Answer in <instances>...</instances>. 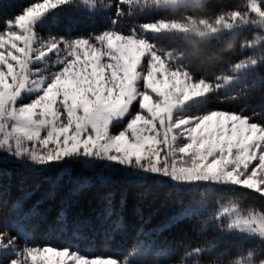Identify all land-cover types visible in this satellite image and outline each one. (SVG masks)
Wrapping results in <instances>:
<instances>
[{"label": "snow or ice", "instance_id": "obj_1", "mask_svg": "<svg viewBox=\"0 0 264 264\" xmlns=\"http://www.w3.org/2000/svg\"><path fill=\"white\" fill-rule=\"evenodd\" d=\"M81 7L87 18L100 9L115 12L99 31L41 36L38 29L58 25L65 9ZM137 11H144L139 0H27L0 18V164L14 162L30 172L39 181L35 191L43 188L49 196L63 182L72 185L73 194L99 182L241 188L264 199V105L204 107L229 86H237L233 100L244 97L264 52L250 56L251 63L235 62L230 84L223 78L195 81L171 66L150 34L168 29V23L119 27ZM227 15L234 21L229 28H251L264 49V0H239ZM78 166L89 174L77 173ZM114 197L103 194L94 209L105 239L111 217L121 226L125 201L121 198L118 211ZM19 207V201L13 204ZM227 227L264 242V209L248 208L245 218ZM78 239L73 233L63 246L21 244L20 235L6 226L0 230V264H133L129 257L136 249L89 254L73 246ZM227 264H264V255L254 259L249 251Z\"/></svg>", "mask_w": 264, "mask_h": 264}, {"label": "trees", "instance_id": "obj_2", "mask_svg": "<svg viewBox=\"0 0 264 264\" xmlns=\"http://www.w3.org/2000/svg\"><path fill=\"white\" fill-rule=\"evenodd\" d=\"M25 2L0 0V18ZM238 2L201 0L197 5L154 7L146 1L139 3L144 9L142 13L137 11L131 18L125 17L119 27L126 31L129 24L151 21L159 24L163 20L169 28L150 34L164 52L172 58L179 57L166 59L172 66L185 70L195 81L223 78L225 84H230L235 62L245 59L251 63L250 56L264 52L258 46L262 37L254 36L251 28L227 26L234 23L227 15L228 9ZM114 12V8L100 9L87 18L89 14L82 7L65 9L58 25L38 30L42 37L83 35L101 30ZM221 16L226 19L220 21ZM172 24L179 27L172 28ZM242 44L250 49H241ZM247 83L249 89L244 97L233 100L237 86H229L210 97L204 107L259 110L264 105V64L257 67L255 77H249ZM0 169L7 173L0 175V230L8 226L13 234L20 235L21 244L48 241L63 246L76 233L79 239L73 246L81 252L124 253L136 249V254L129 257L133 264H227L247 256L249 251L253 252L254 259L264 255V242L260 239L233 232L227 227L226 218L213 217L221 205H235L245 212L248 208L264 209V199L249 190L211 185H101L95 182L91 188L73 194L69 191L72 185L63 182L55 195L49 196L43 188L35 191L37 178L18 169L14 162L0 164ZM86 171L76 167L77 173L87 175ZM58 173L56 170L48 175ZM28 192L33 194L22 199ZM107 192L115 193L118 211L121 198L125 203L118 221L121 226H115L117 216L111 217L105 225L111 226L110 235L105 239L99 221L95 220L94 209ZM18 201L20 207L14 209L13 204ZM61 215L63 219H59ZM197 247L206 251L196 254Z\"/></svg>", "mask_w": 264, "mask_h": 264}, {"label": "rangeland", "instance_id": "obj_3", "mask_svg": "<svg viewBox=\"0 0 264 264\" xmlns=\"http://www.w3.org/2000/svg\"><path fill=\"white\" fill-rule=\"evenodd\" d=\"M146 1L149 2L154 7L175 6V5H178V4H185V3H190L192 5H197V4L200 3V2L199 3L193 2V0H139V3H143V2H146ZM164 54H165V58L166 59H179V57L176 56V55L174 56V58H172L168 53L164 52ZM53 59H54V57H53ZM173 67L176 70H179L181 72H185V70L179 68L178 66H173ZM88 173L86 171L87 175H88ZM217 211H218V217L217 218L218 219L226 218L227 219V224H226L227 226L230 223H233L234 221L242 219V218H245L247 216V211L245 212V211H243L242 209L238 208L235 205H221V206L218 207ZM215 214L213 215V217H215ZM231 231L237 232V233H240V234H244V235H247V236H251V235H249L247 233H241L239 228H235V229H233ZM251 237H254V236H251ZM256 238H258V237H256Z\"/></svg>", "mask_w": 264, "mask_h": 264}]
</instances>
